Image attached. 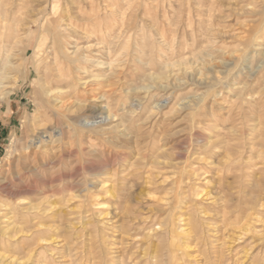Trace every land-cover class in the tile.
Masks as SVG:
<instances>
[{
  "label": "rangeland",
  "instance_id": "374dc122",
  "mask_svg": "<svg viewBox=\"0 0 264 264\" xmlns=\"http://www.w3.org/2000/svg\"><path fill=\"white\" fill-rule=\"evenodd\" d=\"M72 4L82 5L88 14L92 4L96 14L85 18L88 22L70 24L62 42L70 52L78 46L76 54L86 57L73 73L92 89L85 91L78 81L60 85L67 91L57 100L71 103L63 110V140L45 143L39 152L72 155L28 178L32 192L22 196L27 206L38 205L46 195L57 206L45 217L54 227L47 233L54 237L52 264H120L122 246H127L125 217L148 206L147 197L155 191L133 174H144L149 165L143 156L151 149L159 161L170 157L175 163L169 177L188 165L204 172L205 180L192 182L196 189L204 188L205 205H217L228 196L233 215L264 197L255 167L264 161V0H0V16H6L10 27L0 31H18L8 58L11 65L0 80V176L33 127L43 123L34 67L42 57H51L46 28L56 25ZM97 17L101 21L96 33L91 32ZM4 61L0 54V69ZM77 116L94 122L74 133L65 124ZM3 196L0 189L1 200H11ZM218 216L200 247L204 255H199V264L216 256L225 258L224 264L236 257L243 264H258L264 256L263 223L253 221L255 232L243 234L219 227ZM139 251L127 247L125 253Z\"/></svg>",
  "mask_w": 264,
  "mask_h": 264
},
{
  "label": "bare ground",
  "instance_id": "6f19581e",
  "mask_svg": "<svg viewBox=\"0 0 264 264\" xmlns=\"http://www.w3.org/2000/svg\"><path fill=\"white\" fill-rule=\"evenodd\" d=\"M70 5L67 9L61 12L62 17L56 21V25H50L48 26V28H46V32L50 35L49 51L51 53V57L46 59L42 57L40 61L35 63L34 67V71L37 76L35 75L33 82L37 83L36 91L39 104L44 108L42 120L43 123H39L38 125L33 127L34 130H31L32 135L30 134L31 136L24 143L22 149L16 152V154L13 156L12 162L4 168V172L2 171L3 173L0 176L1 192L4 196L7 197V199H11L10 201H5L1 200L0 198V264H24L25 262H29V264H52L50 258L54 254V252L52 251H54L55 247H50V243L52 240H54V237L52 238V236L50 235L47 236V233L53 230L54 227L52 228L51 224L46 223V221L48 220H46L45 217L47 218L48 213L52 211L51 209L56 208L57 206L54 207V205H56L55 202H49V196L47 195H43L44 197L42 195L39 196H42L43 198L38 205L27 206L28 200L24 198L25 196H22L30 193V191L32 192L30 186H28V184L26 183V180L28 178L34 175L37 176L39 170H41L48 164L49 166L59 163L61 165L62 157L68 159L72 155V152L66 153L61 149V151H59V153L57 154L56 151H53V149L51 150L50 154L46 155H42L39 152L40 150H42L41 148L45 143L51 144L52 146L56 142H62L63 140V129H61V126L64 125V123L62 122L64 114L63 110L69 107L71 103H65L57 100V98H59L67 91V89H63L60 85L62 83L76 85V81H78V84H81L85 91H90L92 89V85L88 84L78 75H75V73H73V71L75 70H81V68L83 67L81 64V60L82 62L83 60L86 61V57H80L79 54H76L80 49L78 46L70 52L67 51L62 42L63 37H65L64 31L68 29L70 24H72L74 21H84V23L88 22L85 18L96 14L94 12L92 4H90L91 10L89 14L83 9L84 7L82 8V5L78 7H76L77 5L75 7H73V4L72 6ZM73 8H77V10H75L76 14L72 15ZM100 21L101 20L97 17L96 20H93V22L90 23L91 32L96 33L95 25L97 23L99 25ZM0 28H10L5 15L0 16ZM17 32L18 31L16 29H11V35H8L4 34L2 30L0 31V54L3 55L5 59V61L2 62V68L0 69V80L6 77L5 70H7V68L11 65L10 61H8V58L13 55L11 51L12 49H14L12 39H15ZM84 33L88 34L89 31L85 30ZM101 38L103 39L104 37L102 36ZM14 42L16 43V41ZM101 42L103 43L102 40ZM85 48L87 49V47ZM75 105L79 106L80 103H76ZM162 105L163 103L157 104L158 107ZM93 122V119L82 120L81 116H77L72 118L69 117L65 125L68 128H71L74 133H78L85 128L91 127ZM68 143L70 144L69 141ZM261 143L264 144V140L261 141ZM254 145L256 144L254 143ZM155 151L156 150L153 151L151 149V153L148 156H143L144 164L149 165V167L146 168L145 171L142 170L144 171V174L140 171H135L133 173L135 174V177L137 179H141V182L145 185L146 188L155 191L154 194H151L147 197V199L150 201V204L148 206L143 207L140 210H136L132 214L126 215L125 217L127 225L123 228L122 232L127 246L125 248L122 246L120 264H175V261L176 264H199V261L203 260L199 259L201 258L199 257V255H204V249H200V247L205 246L206 241L209 238L208 230L210 231L212 230V228H215L212 226L213 223L216 222L212 221L215 218H218L219 214L221 215L219 220V227L229 226L230 228L234 229L235 232H242L244 234V232L251 231L254 233L255 227L253 225V221H261V223H263L262 225L264 226V197L257 198L253 206H248L246 204L247 206H243L244 209L238 207L239 209L234 210L233 215H231L232 212L228 211L230 207L227 200L228 196H222L221 198H219L221 203H218L217 205L213 204V206L211 207L209 205L210 203L205 205L202 202V192L204 188L200 187L196 189L194 183L192 182L193 180L198 179L205 180V177L202 176L204 172L197 173L192 170L193 167L191 165H188L187 167L189 168L178 167V169H180L179 172L176 174L174 173V177H169V169L171 167L175 168V163H173L171 159L168 160L170 157H167V160L164 158L165 160L163 159V161H159V154L157 153V155H155ZM262 155H264V153ZM241 161L243 160L241 159ZM255 165V167L260 169L259 173L261 174L257 186L259 187L260 191L262 189L261 192L264 194V161L259 165ZM140 166V168H142L141 164ZM250 175L247 174L245 177H250ZM38 179L40 180V178ZM53 181L54 179L50 180L49 184H51ZM111 182H113V180ZM43 183L45 182H42V184ZM103 183L104 182L101 183L102 187L106 188ZM114 184H112V188H116V185ZM33 186H35L34 183ZM105 190L107 191V189ZM157 191L161 193V195L159 193L160 196L155 193ZM227 193L229 194V192ZM237 197L235 198L237 199ZM254 199L255 198H253V200ZM232 200L234 201V199ZM94 206L101 207L100 203H95ZM49 216L51 217V215ZM64 218L66 219L67 217ZM50 223H52V221ZM57 225L55 227H57ZM205 227L206 232H204ZM226 229L228 230V228ZM258 232L259 231H256V233ZM17 235H19V237H17ZM236 238H238V236ZM59 241H61L60 238ZM127 247L128 249L129 247H138L140 248V251L138 253L136 252L134 255H130L128 253H125ZM194 247H197V249L191 250ZM151 248L153 249L151 250ZM233 260V263L243 264L244 259L241 260L240 257H236ZM226 261L227 260L225 258H222L221 256H216L214 260H211L209 257H205L204 263L202 264H224ZM258 264H264V256Z\"/></svg>",
  "mask_w": 264,
  "mask_h": 264
}]
</instances>
